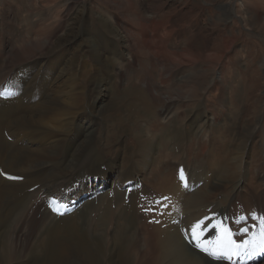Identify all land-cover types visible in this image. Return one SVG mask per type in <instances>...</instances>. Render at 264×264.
I'll use <instances>...</instances> for the list:
<instances>
[{
  "label": "bare ground",
  "instance_id": "6f19581e",
  "mask_svg": "<svg viewBox=\"0 0 264 264\" xmlns=\"http://www.w3.org/2000/svg\"><path fill=\"white\" fill-rule=\"evenodd\" d=\"M38 1L0 0L3 5L0 12V89L9 88L19 94L8 101L0 100V169L25 177L21 183L10 182L0 174V264H106L108 261V264H225L215 262L192 249L181 235L180 227L191 225L193 229L199 223L205 226L209 223L206 220L207 215H214L215 212H222L221 215L226 219L238 220L251 200L249 197L255 196L253 190H257L259 186L264 192V180L256 186L253 183L247 185L241 180L251 179L245 175L250 163L244 150L252 142L257 126L248 130H244V126L240 127L241 133L237 132L236 139H232L236 146L230 147V139H226V136H222L217 144L212 140L209 149L205 145L203 150L210 158L196 171L188 166L186 175L189 178V187L186 189L177 178L169 177L168 169L159 170L157 164L164 159V165H168L171 171L175 168L177 175L179 166L183 167L185 161L190 159L186 143L193 135L208 139L209 135L204 129L206 127L211 128V138L226 131H220V120L225 115H236L238 109L231 97L232 82L226 81L229 56L231 52L241 55L244 53L245 56L246 49L236 51L237 38H230L228 35L221 40L218 34H213L215 27L209 33L204 32L205 37L211 34L210 38L199 42L197 46L194 38L198 39L199 36L193 31L194 28H200L196 23L197 16L192 15L193 12L189 9H184L183 5L173 8L167 0H150L149 3L145 0H95L119 14L113 12L109 16L100 15L101 21L98 23L101 28L93 32L94 40L89 43L80 42L78 39L82 37L87 26H83L85 23L82 25L81 20L78 28L62 23L56 27L54 19L58 13L55 12L53 18L44 20L42 24L27 25L22 18L17 21V9L9 5L14 2L23 9V15H30L40 12L41 9L34 7ZM56 1L40 0L39 3L47 9V6ZM79 1H63L66 14L62 16L59 13L60 17L69 15L71 20L74 15L72 10L80 6ZM253 3L259 10L264 9V0H254ZM178 8L182 11L183 19L175 26L172 15ZM246 8L243 2L239 6L240 10H237L236 18L244 22L246 15L248 26L255 23L264 32L262 13L257 10L249 14ZM184 11L186 12L183 13ZM73 21L74 17L71 22ZM22 24L25 25V30L18 28L21 33L16 36L15 27H21ZM168 24H171L169 31ZM174 35L177 39L171 43L170 37ZM220 41L224 45L221 50L218 49ZM120 45L131 53L129 58L134 64L137 63V58L144 59L146 71L149 73L146 76L141 73L142 79L126 77L127 71L133 66L120 50ZM62 51L70 56L60 61L55 59L45 67L46 58ZM90 58L107 75L120 76V80L126 82L121 88L114 85L122 99L108 95L107 91L111 92V89L106 88L104 78L100 84L88 78L98 71L96 68H88ZM121 60L126 62V69L116 67ZM167 60L172 66L168 72L165 66ZM198 65L204 67L205 73L215 71L223 86L221 99L213 107L199 101L195 104L196 90H183V86L178 85L191 84L185 77ZM157 70L161 73L158 74ZM135 71L134 76L138 74L136 69ZM175 71L180 72L172 74ZM153 72L159 78H154ZM183 73L186 75L182 76ZM171 78L176 79L173 80L175 83L169 82ZM89 83H92L94 89L87 93ZM169 83L178 86L170 88ZM252 87L251 85L250 88ZM242 92L244 93V84ZM250 94L248 96L253 100ZM134 97L137 100L132 102ZM82 99L85 106L83 104L80 107ZM159 100H168L169 103L158 114L164 119L173 117L174 121L178 118L176 107L182 101L193 102L196 106L193 107L195 109L189 108V117L198 111L190 119V129L184 126L180 135L177 134L179 144L174 140L173 144L177 143V146H173V150L170 146L162 158L158 153L161 138L150 135L145 127L141 133H135L138 138V147L135 150L127 147L117 152L114 159L106 158L110 154V145L102 143L105 148L100 150L97 137L108 131L109 126L103 121L109 117V113L119 108L125 110L128 112V120H133L128 123L135 127L137 119L143 120L147 116L155 119L157 112L153 104ZM175 101V105H172ZM142 104L146 105L145 108ZM258 112L259 108H256V113ZM123 127L130 130L126 125ZM11 131L13 132L10 133ZM203 132L205 136H202ZM7 136L13 138L11 143ZM216 145L222 147L221 153H218ZM155 161L156 170L152 171V168L148 175L150 162L152 164ZM124 165H129V168L123 169ZM117 175L115 182L120 186L126 187L127 183L136 180L138 183L143 182L142 193H147L151 186L153 189L165 190L164 192L181 193L182 200L178 204L171 203L176 210L169 217L165 213L162 217L153 215L156 224L148 223V218L141 214L137 206L141 200L140 192L133 193L132 200L128 202L120 191L111 196L102 195L59 219L51 215L45 204L46 196H55L63 202H70V198L74 200L73 197L78 198L82 193L88 192L90 184L97 191L96 182L100 187L103 185L101 179L107 180ZM235 176L240 181L228 196L225 192L229 191V185ZM32 188L36 189L32 191ZM263 195L262 193L261 196ZM143 203L146 204V200ZM262 204L264 205V196ZM182 218L181 225L173 223L174 220L180 221ZM73 219L81 220L83 225ZM49 220L59 221L57 239L71 241L74 246L69 247L70 243L66 241L59 244L54 241L49 243L50 239L46 237Z\"/></svg>",
  "mask_w": 264,
  "mask_h": 264
},
{
  "label": "rangeland",
  "instance_id": "374dc122",
  "mask_svg": "<svg viewBox=\"0 0 264 264\" xmlns=\"http://www.w3.org/2000/svg\"><path fill=\"white\" fill-rule=\"evenodd\" d=\"M39 1H38V3H39ZM63 1H65V0H57L56 3H54L53 5L47 6V9L45 7H42L40 5V3L39 4L37 3L36 6H34V7H38L39 9H41L40 12L39 13H33L30 15H23V9L21 7L19 8L14 2H11L9 5L15 9H17V17H16L17 21H19V19L22 18L24 20L25 24H27V25L42 24V22L44 20H48V19L53 18L55 15V12L58 13V15L56 16V19H54V25L56 27H58L62 23L64 25H70L71 24L70 26L78 28L80 25V22L82 21L83 22L82 25L85 23V25H83V26H86V25L87 26L84 30L82 37L79 38L78 41L87 42V43L92 42V39L94 40L93 32L95 30L101 28L100 23H98L101 21L100 15H104V16L108 15L109 16V13H113V12H115V14H117V13L119 14L118 11L110 10V7L106 6L102 2L97 3V2H95V0H82V1L80 0L78 2V4L80 6L78 8H73V10H72L73 14H74L72 16V18L74 17V21L71 22L72 18H71V20H69V15L67 17H60V15L63 16L64 14H66L65 10H64ZM145 1H146V3H149L150 0H145ZM167 1H169V4H171L173 6V8H176L179 6L182 7V5H183L184 9H187V10L189 9V11L193 12L192 15L197 16L196 23L200 28H194L193 29V31H196L198 36H199L198 39H197V37L194 38L197 40V46H199V42L202 43V42H204V39L207 40L210 38L211 34H209L208 37H205L204 32L209 33L212 30V28L215 27V32H213V34H218V38H221V40L224 38V36H228V35H230V38H237V40L235 42L236 51H239L241 48L246 49V55L245 56H244V53L241 55V54H238L236 52H231V54L229 56V61H228L229 66H228V69L226 71V81L232 82V85H233V88L231 90L232 101L234 104H236L238 106L236 115H232V116H230V115L226 116L225 115L226 117L224 116V118L222 120H220V122H222V124L220 125V131H222L223 129H226V131L220 132L217 135V137H215V138H211V136H210V135H212V133L210 132L211 131L210 127L204 128L208 131L207 132L205 130L206 134L209 135L208 139L202 138L201 136L193 135L190 138V140L186 143L187 155L189 154L188 157L190 159H189V161H185V164H183L184 168L183 167L182 168L184 169L185 172H187L188 166L190 168H194L195 171L198 168L202 167L203 162L210 158L209 157L210 155H208L207 152L203 150V148H205V145H208L207 149H209L210 146L212 145V140H214V144L215 143L217 144V142L221 139L222 136H224V137L226 136L225 137L226 139H228V140L230 139V142H231L230 147L236 146V144L234 143V140H232V139H236L235 136L237 135V132L239 134L241 133L242 126L245 127L244 130L246 128L248 130L252 126H257V130L254 132L252 142L244 150V153L246 151V157L248 156V161L251 164L250 165L248 163L249 164L248 169H247L248 171L246 170L247 172L245 175L248 177H251V179L249 178L248 181H245L244 179L241 178L242 182L244 181L245 183H247V185H250L251 183H253V185L256 186L260 181L264 180V176H263L264 175V47H263L264 46V32L262 30H260V28H257L259 26L258 25L255 26V23H252L251 25H253V26L250 25L251 27L248 26L246 23V20H245L246 15H244V22L243 21L241 22L240 20H238V18H236V16H238L237 10L238 11L240 10L239 6L243 2L247 7L246 10H248L246 12L247 13L250 12L249 14L254 13L255 11H257L259 9L253 3L254 0H167ZM69 9H70V7H69ZM2 10H3V5L1 4L0 5V12ZM259 11L264 16V9H260ZM181 12H182L181 9L178 8L172 15V17L175 18V21L173 22L175 26H177L180 23V21L183 19ZM185 12L186 11H184L183 13H185ZM59 13H60V15H59ZM81 14H82V18H81ZM166 22L169 23L168 20ZM169 25H171V24L167 25L168 31L171 30ZM24 26L25 25L22 24L21 27H15L16 36H17V34L19 35L21 33V31H19L18 28H22V30H25ZM190 28H192V25H190ZM224 30H226L227 32H224ZM86 32H87V35H86ZM175 39H177V36H175V35L170 37V42L171 43L175 42L176 41ZM219 43H220L218 45L219 47L218 46L217 47H218V49L221 50L224 48V45L221 41ZM120 50L124 53V55L126 57L129 58V55L131 53L129 51H127L124 48V46L120 45ZM220 50H218V52H220ZM218 55H220V53H218ZM69 56H70V54L66 53L65 51L59 52L56 55H52V56L45 59V63H46L45 67L49 66L53 61H55V59H57V61H60L61 59L64 60V58L67 59ZM89 57H91V54H89ZM129 61L132 64L133 68L129 69L127 71L126 77L130 76V79H135V77H137V79H142L141 73H143L144 76H146L149 73L148 71H146V63H145L144 59L137 58V63H135V64L132 61V59H130V58H129ZM114 65H116V64H114ZM125 65H126V62L124 60H121L118 62L116 67L121 66L124 69H126ZM165 66H166L167 72L172 69L171 62L169 60L166 61ZM91 67L98 69V71L93 72L91 75L88 76V78L93 80L94 83L98 82L99 84H100L101 79L104 78L106 81V88L111 89V92L107 91L108 95H111L113 97L116 96L117 98L120 99L121 94H119L116 89L121 88V86L123 87L126 84V82H124V81L122 82L120 80V76L115 77L112 74L107 75L105 72H103L101 70L102 67L96 65L95 61H93L90 58L88 60V68H91ZM135 69L138 71V74L137 75L135 74L136 76L133 75V71H135ZM185 69H188V68H185ZM157 71H158V74L161 73L160 70H157ZM179 72L180 71H175V72H172V74H179ZM135 73H136V71H135ZM152 74H153L154 78H156V77L159 78L157 73L153 72ZM183 75H186V74L183 73L182 76ZM173 80H176V79H172L169 82L175 83V81H173ZM185 80L191 84L186 85L183 83H179L178 85H182L183 90H187L189 88H194L196 90L195 94H194L195 98H196V101L194 102L195 104H197L199 101L203 105L213 107L216 104H218V102L220 101L223 86L221 85L220 81L217 79V73L215 71H212L210 73H205L204 67H201L200 65H198L196 68L192 69V73L190 75L185 77ZM171 83L168 84L169 87L172 86L173 88H176L178 86V85L174 86L175 84H171ZM243 84H244V93L242 92V85ZM86 85H88V80H86ZM251 85L253 86L252 88H250ZM248 86H250V87H248ZM112 87H113V89H112ZM172 87H170V88H172ZM246 88H247V90L249 88V90L246 91ZM92 89H94V87L92 88V83H89V87L87 89L88 92L87 91L86 92L90 93L92 91ZM244 94H246V96ZM248 94H250V97L252 96L253 100H251L249 98ZM136 100L137 99L134 97L131 101L135 102ZM140 103H142V102L140 101ZM168 103H169L168 100H159L158 102H155L153 104L155 111L157 112L155 119H152L149 116H147L146 118H143V120L137 119L136 121L138 123L135 127H134V125L131 126V124L128 123V121L131 122L133 120H128V118H127L128 112H125V110L119 108V109H116L113 112L109 113V117L107 119H105V121H103L109 126V129H108L107 133H100L98 135V137H97V145H99L98 148L100 150H104L105 143H108L110 145L109 146L110 154H108L106 156V158L114 159V157L117 156V154L121 150H123L127 147L135 150L138 147V138L136 137L135 133L136 132L141 133L143 131V128L147 127L148 130L150 131V135H158L161 138L160 139L161 148L159 149L158 153L163 158L164 152L167 153L170 146H171L172 150L174 149L173 146H177V143H178L177 142V134H178V136L180 135L181 130L183 129L184 126L186 129H190L189 126H190L191 120L194 118L196 113L198 114V111H195V114L193 113L189 117L188 116V114L190 112L189 108L195 109L196 106H194L193 102L189 103L187 101L186 102L182 101L176 107L177 111H178V118L176 119L177 121H174L173 117H170L168 119H164L158 113L160 112V110L165 109L167 107ZM175 103H176V101L173 102L172 105H175ZM35 104H37V103H35ZM83 104L85 106L84 100H83V102L80 103L79 106L82 107ZM142 106L145 108L146 105L144 106L142 104ZM193 107H195V108H193ZM256 108H259L260 114H259V112L256 113ZM163 119H164V121H163ZM257 119H258V123H257ZM118 120L122 121V123H120ZM182 122H184V123H182ZM123 125L130 127V130L128 131L127 129H125L123 127ZM172 127H173V129H172ZM117 130L127 131V132L118 133ZM72 131L74 132L75 129L74 130L72 129ZM12 132L13 131H11L10 133H12ZM205 132L202 133V136L206 135ZM122 133L123 134L125 133V136H123ZM128 134H129V136H128ZM175 135H176V137H175ZM110 136H112V137H110ZM218 136H219V138H218ZM7 138L9 139V142L11 143L10 139H13V138L11 136H7ZM110 138H111V140H110ZM174 140H176V142H177L176 144H173ZM216 147H217V145H216ZM179 151H181L180 145H179ZM217 151H218V153H221L222 147L218 145ZM176 152L178 154V151H176ZM233 152L235 153L237 151H233ZM244 153H243V156H244ZM181 154L184 157L182 152H181ZM142 159H144V157ZM217 159L219 160L220 158L217 157ZM161 160L157 164L158 165L157 168L159 170L168 169L169 177L176 178L175 177L176 176V169L173 168L174 166L172 165L173 171H171L170 170L171 168H169L168 165H164V159L162 161ZM177 160L179 161V158H177ZM188 162H189V164H188ZM148 166H149V164H148ZM150 166H151V168H149L150 170L148 172V175H150L152 168H153L152 171L156 170V161L153 162L152 164L150 162ZM249 167H251V169ZM128 168H129V165H124L123 169H128ZM215 171H217V170H215ZM114 177L116 180L118 178V175L114 176ZM105 180H106L105 178L101 179V183L103 184V181H105ZM232 180H233V182H231L229 185L230 186L229 191L228 192L224 191L225 194L228 196H230L231 189L240 181L238 179V177H236V176ZM103 187H104V185L100 186V188H103ZM155 189L156 188L153 189L150 186L147 189V190H149L148 192L149 193L153 192L156 194H148V196L152 195L153 197H158V201H166V200L169 201V198H170L172 201V202L169 201L170 203L178 204L179 201L181 202V200H182L183 195L181 193L177 194L176 192H171V191L164 192L165 190L163 191V190H159V189L155 190ZM162 189H164V188H162ZM98 190H100V189H98ZM262 191L263 190L261 188L259 189V186H257V190H253L255 196L251 195V197H249L251 200L248 201L249 203L246 202L248 204V205H246V210H249L251 212L255 208L256 209L257 208L258 209H264V205L262 204V198L264 195L261 196V194L262 193L264 194V192H262ZM95 192L96 191H93L92 194H94ZM159 194H160V196H159ZM178 198L180 200H177ZM146 203H148L147 200H146ZM252 203H254V204H252ZM160 206H162L163 208L162 207L158 208ZM114 207L115 206H113V208ZM156 207H157V209H156ZM151 208H152V210L150 209V211H151V213H153V215L157 214V215L162 217V215L165 213L164 212L165 208H164L163 202L156 203V206L151 207ZM73 220H75V221L79 222L81 225H83L81 220H79V219H73ZM48 222L50 223V226L46 230V237H47V239H50L49 243L54 241V243L59 244L60 242L66 241V242L70 243L69 247L74 246V244L71 241H68L66 239H57V230L56 229L58 227L59 221L57 222V221L49 220ZM52 226H54L53 227L54 229H52ZM108 262L106 264H108Z\"/></svg>",
  "mask_w": 264,
  "mask_h": 264
},
{
  "label": "snow or ice",
  "instance_id": "6c2138e0",
  "mask_svg": "<svg viewBox=\"0 0 264 264\" xmlns=\"http://www.w3.org/2000/svg\"><path fill=\"white\" fill-rule=\"evenodd\" d=\"M7 94L6 91H0V96ZM181 178L183 179L182 170ZM243 219L242 217L241 220ZM253 219H255V216H253ZM239 222L237 221V223ZM214 227L219 229L218 235L214 241L208 242H202L199 234L196 232V229L200 228V224L195 225L193 228V238L196 241L195 247L208 256L214 259H228L233 261L234 257H242L245 255L254 257L257 252H264V219H261L258 231L249 234L247 227L241 228V234H249L250 238L239 243L233 239V233L227 226L218 223Z\"/></svg>",
  "mask_w": 264,
  "mask_h": 264
}]
</instances>
